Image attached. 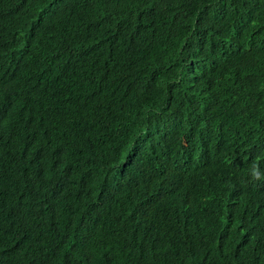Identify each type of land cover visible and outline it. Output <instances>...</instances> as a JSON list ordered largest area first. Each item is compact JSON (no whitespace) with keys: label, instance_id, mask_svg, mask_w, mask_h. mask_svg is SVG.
I'll return each mask as SVG.
<instances>
[{"label":"trees","instance_id":"1","mask_svg":"<svg viewBox=\"0 0 264 264\" xmlns=\"http://www.w3.org/2000/svg\"><path fill=\"white\" fill-rule=\"evenodd\" d=\"M0 264H264V0H0Z\"/></svg>","mask_w":264,"mask_h":264}]
</instances>
